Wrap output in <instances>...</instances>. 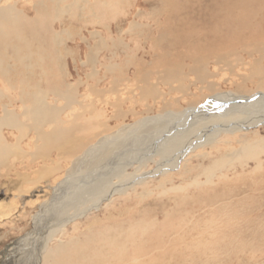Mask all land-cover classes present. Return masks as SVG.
Returning a JSON list of instances; mask_svg holds the SVG:
<instances>
[{
    "label": "bare ground",
    "instance_id": "1",
    "mask_svg": "<svg viewBox=\"0 0 264 264\" xmlns=\"http://www.w3.org/2000/svg\"><path fill=\"white\" fill-rule=\"evenodd\" d=\"M4 1L0 0V75L7 79L8 88H0V171L7 172H0V177L6 179L5 186L12 172L24 178L20 169L42 160L49 172L46 182L56 178L52 194L49 189L43 191L50 197L39 203L32 217L35 228L0 253V264H137L142 258L152 264L191 261L198 259L197 252L215 249L228 233L246 230L254 222L244 226L234 220L264 206V0H211L208 5L186 0L181 6L179 0L173 4L169 0L171 5L160 1L173 13L164 22V34L153 42L156 47L168 46L170 51L163 56L167 65L178 59L182 69L163 71L161 84L168 86V92L160 94L154 85L142 90L144 100L163 102L158 114L149 103L141 112L123 107L136 97L131 88L135 73H125L130 68L145 72L135 64L134 54L127 55L131 61H118L119 50H129L126 40L107 41L99 31H90V39L83 35L90 50L83 64L92 67L94 76L103 75L100 81L115 75L109 88L96 90L100 105H106L98 109L105 118L99 122L102 131L88 143L76 135L82 126L67 118L77 104L84 111L95 106L81 103L73 85L62 89L30 83L34 68L44 59L28 40H42L41 33L33 30L41 16L46 18L45 11L31 19L17 10L21 0ZM47 1L53 10L58 7L53 14L56 19L66 13L75 16L80 3L91 4L73 0L59 7V0ZM45 4L46 0L37 1L41 9ZM109 5L104 1L98 8L103 11ZM88 11L100 19L92 14L93 7ZM148 28L149 24L135 20L123 32L141 36ZM110 31L123 33L118 28ZM53 42L62 45L63 38L57 35ZM103 50L109 51L108 58H100ZM16 59L19 70L14 69ZM187 60L194 65L183 62ZM13 75L27 84H10ZM176 104L181 107L174 108ZM107 106L113 107V115L107 116ZM129 113L137 116L132 123L126 122ZM114 120L118 122L112 126L109 121ZM29 131L36 137L34 151L24 149ZM228 138H235L239 147L226 142ZM222 143L229 146L224 151ZM54 150L59 152L55 162L50 156ZM216 154L220 155L213 157ZM27 156L32 158L28 163ZM250 162L255 168L248 171ZM149 199H153L152 207L144 204ZM99 219L104 221L98 223ZM94 224L103 233L101 245L91 253L90 238L82 240L86 233L81 229L91 230ZM159 224L169 227L163 230ZM154 251L161 252L152 255Z\"/></svg>",
    "mask_w": 264,
    "mask_h": 264
},
{
    "label": "rangeland",
    "instance_id": "2",
    "mask_svg": "<svg viewBox=\"0 0 264 264\" xmlns=\"http://www.w3.org/2000/svg\"><path fill=\"white\" fill-rule=\"evenodd\" d=\"M5 1L3 2V4H5ZM24 1L25 0H21L19 3H16L17 10L25 12L26 15L31 19L35 16H38V13L44 10V16L46 17L44 19L43 16H41V20L36 24L38 25L37 30L35 28L33 30V32L38 31L41 33L42 40L40 42H32L31 40H28L31 43L32 48L37 52V54H39L40 57H43L42 59H44H41L43 63L40 64V66H36L34 68V78L32 77L30 83L34 85H40L43 88H54L58 86L62 89H64V87L73 85L72 89H74V95H79L78 99L81 103H84L85 105L93 104L92 106H95L93 107V110L97 108L94 111L92 110V108H88V111L86 109L85 112L84 109L78 104L77 106L73 107L75 109H72V116L68 117L67 119H69L70 121H76L82 126L81 130L76 133L77 137H83L84 142L88 143L89 139L93 136V134H98L102 131V128L99 126V122H101L102 119L105 118V115L102 114L100 116L98 109L101 110L102 108L106 107V105H100V97L98 96V91L96 90H101L102 88H109L111 86V81H113L115 78V75L113 77L112 74H109L107 78L108 80L103 79L100 81L103 75L94 76L92 74V67L83 64V61L85 62L86 60L85 56L89 53L90 50L87 47V44L83 42L81 37L83 35H86V37L88 36L90 39V31L101 32V38L106 39L107 41L111 40V38H114L116 40L121 38L123 39V41L126 40L129 45V50H125L126 54L122 50H119L118 61L126 62L129 60L127 58V55L134 54L135 64L142 65V67L144 68L145 72L142 73H137L133 68H130L129 70H127V73H125V75L130 74V76L135 73V82L131 84V88L135 89V100H137H133L134 104L130 101L126 102L123 106L124 109L129 110L130 107H134L138 110V112H141L145 108L144 105H146V103H149L150 105L155 106L154 113L158 114L157 110H160L161 107H163V102H161L160 99L156 100L151 97H148V101L144 100L141 95L142 90H144L148 86L151 87V85H154L153 87H156L158 93L162 94L166 93V91L168 92V86H165L164 83L161 84L163 80L162 75H164V72L168 69H182L180 65L182 62L178 59H173L170 64L167 65L164 59L165 57L163 56L165 54V51H170V49H168V46L166 47L165 44L156 47L155 43L153 42V38L160 37V34H164V31H166V29H164V22L168 18H170L173 13H168L167 7L164 9L163 3L160 2L161 0H89L91 2L90 5H85V3L79 4V7L76 9L75 16L74 14L71 15L70 13H66L63 14L61 17H57V19L53 14L58 9V7L53 10V4L48 2L47 0L45 7L42 9L41 7L37 6L38 0H26V3H24ZM60 1L61 0H59L58 3L59 7H65L71 4V2H73V0H65L62 3ZM104 1L108 2L110 5L103 11H101L98 8V4L102 6ZM166 1H168L167 4L170 3L169 0ZM171 1H173L171 2V4H173L177 0ZM191 1L193 2V0ZM202 2L204 3L202 4ZM210 2L211 0H202L198 3L202 5H208L210 4ZM181 4H186V0L185 2L184 0H179V5L181 6ZM89 6L94 8L92 14L94 16H99L100 19H96L90 16L91 11H88ZM82 13H84L85 17L87 18H81L80 15ZM135 20L143 24H149L151 28H148L149 30H145L147 33H142L141 36L134 35L135 33L132 34L130 32L128 33V35L127 33H124L123 31H126V29L129 28V22ZM109 28H113L114 30H117L118 28V30H122L121 32L123 33L117 34L118 31H116L117 33H111L112 31L109 32ZM158 29L163 33H160ZM148 31L150 32L149 37L152 38L151 41H148ZM57 35H61V37L63 38L62 45L57 46L53 42L54 37ZM98 40L99 38L93 39L90 43L94 45L95 42H97ZM0 44L2 45V41H0ZM16 44L19 46L20 42H16ZM173 49H171V51ZM109 54L110 53L108 50H103L100 52V58H108ZM21 56V54L18 55V57ZM14 58H17L16 55L14 56ZM160 59L163 60L161 61ZM16 61L17 59L15 60V62ZM183 62H186L191 66L194 65V63L189 60ZM16 63L17 65L14 69H21L19 68L20 62L17 61ZM185 71L188 70L185 69ZM159 76H161L162 78ZM138 79L141 81L139 82ZM144 80L145 82L141 83ZM9 83H13L16 85L27 84L24 82L22 77L18 78V76L17 79L14 76L13 81H9ZM7 84V79L4 80V78L0 75V88H4V86L5 89L8 88ZM176 86H178V84H176ZM122 88H124V86ZM138 89H140V92L138 91ZM110 97L111 101L114 102L113 97ZM50 98H52V96ZM62 103L65 102L62 101ZM178 107H181V105L176 104L174 108ZM107 108V116L113 115V107L107 106ZM154 113L151 115H155ZM75 114H78L79 116L77 115V117L75 116ZM135 118H137V116L134 117L131 113H129L126 115V122L132 123ZM117 122V120L109 121L112 126H115ZM89 123H91L92 125H90ZM29 134V138L27 137L24 142V149H26L27 151H34L35 146L33 144L34 142H36L34 139L36 137L31 131H29ZM6 135H9L8 132ZM11 140H13L12 137ZM227 141H230L233 147H239V144L237 143V140L235 138H228L226 139V142ZM29 143H31L32 145L29 146ZM225 145L226 148L229 147L226 143H222V145H220L221 147L223 146V149L221 151H224L226 149L224 148ZM58 154L59 152L55 150L51 152L50 156L52 159H54V162L58 159ZM218 155L220 154H216L213 157H217ZM26 160L28 163L32 160V158H30V156H27ZM252 164L253 163L250 162V165H248V171L253 170V168H255V166H252ZM30 165L31 166H25V168L20 169V172L24 176V178L22 176H15V173L12 172V176L7 182V184L11 186H6L7 184L4 186L3 183H5L6 179H3V181L0 177V204H2L4 207V209H2L3 211L0 209V213H2L0 214V253L4 251L8 245L13 244L16 240L25 236L35 228V224L32 217H34V215L39 211V203L50 197L48 196V194H44L43 191L45 189H49V194H52L53 192L52 184L54 183L56 177L51 179L49 183L46 182L49 172L47 171V167L43 166L44 162L42 160H36L35 163L32 162ZM4 171L7 172V170L4 169L0 171L1 174ZM153 203V199H149V202L147 200L144 204H147L145 206L149 205L150 207H152ZM252 203L253 202H251L250 204ZM254 212L257 213H253L247 216L243 215L238 218H235V223H244L247 221L254 222H250L249 227L246 230L228 233L227 236L229 237L225 238L226 240L221 239L222 241L217 242L215 244V249H202L200 252H197V260L193 259L191 261H186L184 259L183 262H175L169 264H264V206H260ZM125 219L126 218H119L120 221H124ZM98 221V223H100L101 219H99ZM159 221L160 220H158V223ZM177 224L178 223H175V226ZM159 225H163V230L169 227L166 224ZM243 225L246 226L245 223ZM84 228L86 229V231L81 229V233H86V235L82 236L81 239L83 240L87 237L90 238V252L93 253L96 251L95 249L99 245H101L102 241L99 242V235L103 232L101 231L100 227L95 224L92 226L91 230H89L87 226H85ZM12 233L14 235H11ZM144 252L145 251H140V253ZM158 252L161 251H154L152 252V255ZM122 264L136 263L124 262ZM137 264H152V262L148 261V258H142V260L138 261Z\"/></svg>",
    "mask_w": 264,
    "mask_h": 264
}]
</instances>
